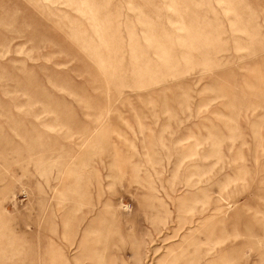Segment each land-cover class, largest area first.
Segmentation results:
<instances>
[{
    "label": "rangeland",
    "instance_id": "obj_1",
    "mask_svg": "<svg viewBox=\"0 0 264 264\" xmlns=\"http://www.w3.org/2000/svg\"><path fill=\"white\" fill-rule=\"evenodd\" d=\"M0 264H264V0H0Z\"/></svg>",
    "mask_w": 264,
    "mask_h": 264
}]
</instances>
